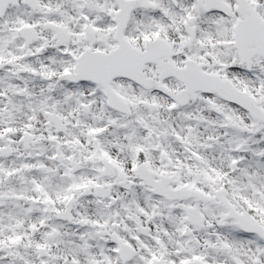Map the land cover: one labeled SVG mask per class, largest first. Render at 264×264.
Masks as SVG:
<instances>
[{
  "label": "snow or ice",
  "instance_id": "obj_1",
  "mask_svg": "<svg viewBox=\"0 0 264 264\" xmlns=\"http://www.w3.org/2000/svg\"><path fill=\"white\" fill-rule=\"evenodd\" d=\"M0 264H264V0H0Z\"/></svg>",
  "mask_w": 264,
  "mask_h": 264
}]
</instances>
